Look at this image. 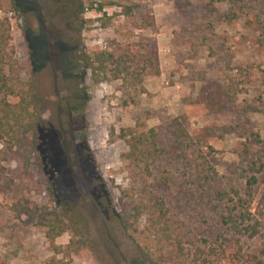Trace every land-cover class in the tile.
Returning <instances> with one entry per match:
<instances>
[{
  "label": "rangeland",
  "instance_id": "obj_1",
  "mask_svg": "<svg viewBox=\"0 0 264 264\" xmlns=\"http://www.w3.org/2000/svg\"><path fill=\"white\" fill-rule=\"evenodd\" d=\"M212 1L15 0L18 12L0 11V19L11 22L12 45L24 77L33 80L37 99L45 103L42 120L46 126H54L51 137L58 140L54 195L46 191L39 198L42 211L66 212L68 208L73 214L78 211L88 223L89 243L82 244L78 253L71 248V257L61 254L58 260L67 264H150L138 256L123 233L109 201L105 204L99 196L100 192L105 198L111 196L118 211L122 191L139 183L122 161L127 151L120 139L122 130L135 126L155 129L160 148L166 152L154 166L152 183L162 192L170 215L184 222L192 235L207 228L214 203L200 200L196 189L204 182L193 186L188 166L177 164L172 157L174 123L181 124L189 136L207 137L212 150L204 149L203 161L209 173L215 172L216 181L242 176L248 160L259 151L252 134L260 135L264 142V108L247 113L244 107L259 97L264 104V49L258 44L256 25L257 17L264 20V0L254 3L255 10H247L246 18L232 24L218 22V14L229 10L230 0ZM80 3L105 6L101 12L86 10L77 18ZM110 3L113 5H107ZM123 6L133 8L129 21L122 15ZM106 17L113 19L109 28L102 27ZM140 34L156 40L161 70L159 77L144 83L146 93L123 88L121 81L94 85L78 52L109 51L129 37L137 42ZM249 74L254 79L247 92L234 100L218 99V87L228 76L238 75L243 82ZM78 90L83 93L79 99ZM17 101L10 99L11 103ZM73 108L77 111L71 115ZM67 140L73 145L69 151L64 147ZM85 145L87 151L82 148ZM245 146L251 155L241 157ZM15 168L11 163L9 173ZM37 183L44 189L48 186L41 174ZM11 204V196L0 193V264H47L54 253L45 229L27 223L25 217L18 218L10 210ZM72 237L66 233L55 244L66 246Z\"/></svg>",
  "mask_w": 264,
  "mask_h": 264
},
{
  "label": "trees",
  "instance_id": "obj_2",
  "mask_svg": "<svg viewBox=\"0 0 264 264\" xmlns=\"http://www.w3.org/2000/svg\"><path fill=\"white\" fill-rule=\"evenodd\" d=\"M215 1L223 0H213L212 3ZM260 1L230 0L229 10L218 14V22L232 24L246 18V11L255 10L253 4ZM104 6L100 4L95 8L91 4L85 7L80 3L76 17L86 10L101 12ZM2 10L8 13L19 11L15 0H0ZM122 13L129 21L133 8L123 6ZM112 20V17H106L102 27H111ZM256 25L260 33L257 41L264 49V20L257 17ZM129 39L109 51L78 52L79 62L83 70L90 73L94 85L121 81L123 88L139 89L144 94V83L161 75L156 40L143 34L139 35L137 42ZM24 73L12 45L11 22L8 18L0 19V193L11 196L10 210L18 218L25 217L27 223L45 229V238L54 253L47 264H67L58 260V256L65 254V258H69L73 253L71 248L78 253L82 244L89 243L88 223L78 211L73 214L68 208L64 209L66 212L50 210L44 214L42 211L39 198L46 191L51 197L54 195L59 165L58 140L51 137L54 126L44 124L42 108L45 103L39 102L33 80L25 79ZM253 79L250 74L243 82L238 75L228 76L218 87V99L234 100L248 91ZM75 95L79 99L83 93L78 90ZM11 98L18 101L11 103ZM86 100L89 101L90 97ZM263 105L259 97L247 104L244 111L258 113ZM75 111L77 108H73L71 115ZM143 128L135 126L120 133V139L127 147L122 161L130 175L134 179L139 178L138 185L134 182L122 191L118 211L112 204L111 196L105 198L102 192L99 194L105 204L109 201L110 209L138 256L150 264H264V142L260 135L252 134L259 151L248 160L242 176L220 182L213 176L214 171L211 174L205 168L204 149L212 150L207 137L189 136L181 124L174 123V143L170 153L177 164L188 166L193 186L197 181L204 182H199L196 189L200 200L214 203V216L207 222V228L192 235L186 230L184 222L170 215L162 192L152 183L154 166L166 149L160 148L161 141L155 129ZM64 147L69 151L73 148L72 142L64 141ZM82 148L87 151L88 146ZM239 155L248 157L251 150L245 146ZM11 163L16 168L9 173ZM34 168L38 171L35 172ZM38 174L44 176L48 185L46 189L37 183ZM54 201L52 198L51 202ZM66 233L73 235L70 243L56 245L55 241Z\"/></svg>",
  "mask_w": 264,
  "mask_h": 264
}]
</instances>
